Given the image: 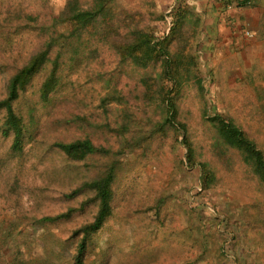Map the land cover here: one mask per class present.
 Returning a JSON list of instances; mask_svg holds the SVG:
<instances>
[{"label": "rangeland", "instance_id": "rangeland-1", "mask_svg": "<svg viewBox=\"0 0 264 264\" xmlns=\"http://www.w3.org/2000/svg\"><path fill=\"white\" fill-rule=\"evenodd\" d=\"M67 1L0 0V99L10 76L53 32L67 34L51 18ZM110 1L157 39L173 25L177 0ZM205 31L194 10L172 46L195 63L196 79L175 98L182 135L161 127L164 96H174L162 95L170 84L160 64L121 65L108 45L85 36L78 54L64 50L48 101L39 89L50 62L14 105L26 127L19 154L3 135L0 112V264H74L75 232L98 207L85 184L113 165L112 214L91 235L85 264H264V184L210 122L215 115L232 120L264 153V66L219 56ZM84 139L106 153L75 162L54 146Z\"/></svg>", "mask_w": 264, "mask_h": 264}, {"label": "trees", "instance_id": "trees-1", "mask_svg": "<svg viewBox=\"0 0 264 264\" xmlns=\"http://www.w3.org/2000/svg\"><path fill=\"white\" fill-rule=\"evenodd\" d=\"M110 2V0H92L89 4L82 5L79 0L67 1L59 15L51 16L53 24H66L67 34L55 35L56 32H53L44 48L33 54L6 82V94L0 99V112L4 113L3 135L12 136L11 151L14 154L22 152L26 134L24 121L16 112L14 105L44 66L50 62L51 69L39 89L40 99L48 101L58 86V70L64 50L71 48L78 54L84 36L97 44L108 45L118 56L121 65L147 69L159 63L162 70L160 77L170 84L168 87L170 90L164 89L162 95L172 93L174 96L173 98L164 96L166 117L161 127L172 126L176 127L181 135L185 133L186 127L177 121L178 110L175 98L180 94L184 84L196 79L193 70L195 63L192 55L183 52V49L174 50L172 46L183 34L186 22L191 21L194 10L188 7L185 0H177L172 9L174 21L169 33L157 39L152 31L149 32L141 26L140 20L136 19L137 16L117 12L110 7ZM34 21L36 22L37 19ZM61 40H63L62 45H55ZM56 47L58 48L55 57L50 61L49 57ZM210 122L223 144L237 151L244 164L248 165L258 180L264 184V153L255 142L244 130L224 116L215 115ZM54 146L67 159L75 162H81L88 156L106 153L88 139L56 143ZM115 170L114 165L110 166L102 177L85 184V187L95 193L94 201L98 207L93 221L75 232V235L81 236V239L73 258L74 264H85L84 257L91 235L97 233L112 214Z\"/></svg>", "mask_w": 264, "mask_h": 264}, {"label": "crops", "instance_id": "crops-1", "mask_svg": "<svg viewBox=\"0 0 264 264\" xmlns=\"http://www.w3.org/2000/svg\"><path fill=\"white\" fill-rule=\"evenodd\" d=\"M189 3L200 14L206 26L204 36L215 42L212 46L219 56L248 57L250 65L264 66V0H254L251 7L241 3L233 9H227L221 0H189Z\"/></svg>", "mask_w": 264, "mask_h": 264}, {"label": "built area", "instance_id": "built-area-1", "mask_svg": "<svg viewBox=\"0 0 264 264\" xmlns=\"http://www.w3.org/2000/svg\"><path fill=\"white\" fill-rule=\"evenodd\" d=\"M221 2L224 4V6L227 9H233L234 7H237L240 4L244 5V7H251L254 4V0H221ZM246 36H248V33H245Z\"/></svg>", "mask_w": 264, "mask_h": 264}]
</instances>
